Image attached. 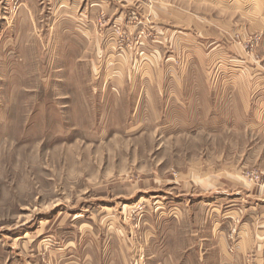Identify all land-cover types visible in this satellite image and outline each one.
Listing matches in <instances>:
<instances>
[{
	"label": "rangeland",
	"instance_id": "rangeland-1",
	"mask_svg": "<svg viewBox=\"0 0 264 264\" xmlns=\"http://www.w3.org/2000/svg\"><path fill=\"white\" fill-rule=\"evenodd\" d=\"M0 264H264V0H0Z\"/></svg>",
	"mask_w": 264,
	"mask_h": 264
},
{
	"label": "bare ground",
	"instance_id": "bare-ground-1",
	"mask_svg": "<svg viewBox=\"0 0 264 264\" xmlns=\"http://www.w3.org/2000/svg\"><path fill=\"white\" fill-rule=\"evenodd\" d=\"M42 225H45V222H43Z\"/></svg>",
	"mask_w": 264,
	"mask_h": 264
}]
</instances>
